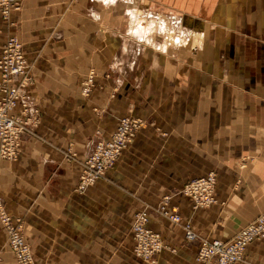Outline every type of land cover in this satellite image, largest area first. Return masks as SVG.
I'll return each instance as SVG.
<instances>
[{"label": "crops", "instance_id": "obj_1", "mask_svg": "<svg viewBox=\"0 0 264 264\" xmlns=\"http://www.w3.org/2000/svg\"><path fill=\"white\" fill-rule=\"evenodd\" d=\"M18 2L9 21L0 15V54L8 36L20 39L39 121L21 136L15 158L0 157V202L23 221L36 264H148L132 252L131 220L164 194L160 179L216 173L217 201L209 208L172 198L205 238L229 240L264 211V0ZM160 17L203 26L202 57L196 52L181 64L160 58L159 46L142 47L135 38L148 43ZM142 18L146 25L132 27ZM90 68L97 84L83 97L80 83ZM132 106L153 124L102 178L76 193L78 162L92 150L96 131L108 136ZM162 116L174 117L166 142ZM163 147L174 148L172 168ZM68 148L75 162L65 159ZM182 162L194 164L183 175ZM150 226L165 244L155 264H198L197 242H186L180 226L154 212ZM0 264H16L1 224ZM236 264H264V238Z\"/></svg>", "mask_w": 264, "mask_h": 264}, {"label": "rangeland", "instance_id": "obj_2", "mask_svg": "<svg viewBox=\"0 0 264 264\" xmlns=\"http://www.w3.org/2000/svg\"><path fill=\"white\" fill-rule=\"evenodd\" d=\"M19 9H20V3L18 2V0H15L14 5L11 6V9L7 15L3 16L1 13V9H0L1 18L5 22H7L10 20L11 14L15 11H18ZM140 21H142V22H140ZM147 21H149V20H146V18H142L140 20L139 19L132 20V27L138 26L139 24L146 25ZM154 24H155V28L153 29V31H151V33L149 35L150 37H149L148 43L147 42L143 43L142 40H141L142 42L138 41L139 39L134 37L138 43L139 42L142 43V45H143L142 47L152 48L151 46L154 45L155 47L154 46L153 47L156 48L157 46H159L160 47V58H162V59L166 58V59H168V61H172V60L173 61H179V63H181V64H187L186 59L190 55L194 56V54L196 52L199 54V57H202V54L204 53V46L206 44L205 43V39H206L205 36L206 35L204 32L203 26H201L200 29L198 26L197 30H195L193 27V24H194L193 20H190L188 18H166V17H160V24L158 23L157 20L155 21ZM14 36H16V35H14ZM6 39H5V41H6ZM135 40L133 39V41H135ZM19 41H20V39H19ZM21 45H22V43H21ZM22 49H23V46H22ZM27 66H28L29 75H30L31 81H32V83L29 86V88H30L34 84V78L32 76V72H31L32 68L30 67L28 62H27ZM160 68H162V67H160ZM165 68L166 69L168 68L167 64H166ZM102 75L104 77L109 76L108 73H102ZM97 76H98V73L94 68H90L86 72V74L83 77V80L80 83V94L83 97L89 96V94L92 92L93 88L97 84L96 83ZM165 101L168 102L170 100L166 99ZM162 117L164 118V120H162V122H163L165 129L163 127H161L162 125L160 126V139L162 141L166 142V140H168L169 138H172V136H173L174 130L172 128V124L174 123V121L171 122V119L169 120V117H172V116H162ZM172 120H174V117H172ZM175 122H176V120H175ZM152 124H153L152 121H149L148 119L143 118L140 114L137 113L136 110H134V108L132 106L126 111L125 114H123L117 118L113 130L109 133L108 136L103 137L100 134V131H96V133H95L96 140L94 141V146H93L92 150L84 158H82L78 162V164L80 166V173H79L78 181H77V184L75 187V192L78 194H84L90 186H92L97 180L102 178L108 170L112 169L116 165V163L120 159L121 155L128 149V147L131 145L133 140L142 132V130L144 128H146L148 125H152ZM121 128L122 129L124 128V133H122V131H120ZM171 128L173 131H171ZM99 143L103 146V148L105 150L108 149L109 151H113L112 158L107 163L104 162L105 158L108 159L111 156L105 155V152L102 153V156H100V158L97 159V161L95 158H93L94 155H96L95 153L97 152L96 151V145H98ZM164 149H166V152L162 155V159H164V162H165L166 158L169 159V162H166L164 164H165L166 168H168L169 166H171V168H172L173 164L171 162V157H172L171 153H172V150L174 148L167 147ZM180 149L182 152L183 151L187 152L189 148L188 147H181ZM167 151H169V153ZM64 157L69 162H75L77 160L76 154L70 148H68L64 152ZM181 157H183V155H181ZM98 162H101V164L103 165V167L101 168L100 171H98L96 169ZM193 165L194 164L182 162L180 164L181 175L186 174V172H188L190 169L193 168ZM209 175H213L215 178V182H214L213 189H212L213 201L207 205L195 206L194 200L192 199L191 194L189 195L186 190H188V187H189L192 180L198 179V178H204V177H207ZM216 182H217L216 173L213 171L207 172L201 176H197L194 178L188 177V178H182L179 180L178 179H167V178L166 179H160V189L165 191L164 194H162L160 196V199L158 200V202L154 206L150 205V204H146L143 207H140L134 213L133 218L131 220V229L130 230H131L132 242H133L132 252H133L135 258H137L139 261H142V262H145L148 264H155L157 255L165 248L163 238H162L161 234H159L157 232L160 236V251L157 252L156 254L152 255L151 258H149L147 260L140 258L135 254V251H134L135 239H134L133 230H132V222L135 218V215L138 212H140L142 210H146L147 214L149 216V221H148V225H147L148 228L153 230V228L150 226V216H151V213H153V212L156 213L157 215H159L160 217L164 218L165 220H167L169 222V224H171L173 226H180L181 230L183 232L184 240L186 242H194V241L197 242L196 262L198 264H213L215 262V260H213V258H211L208 262L199 259V248L201 246V243L203 241H207V242H212V241L229 242L243 227L241 229H239L234 234V236H232L229 240H226V241L218 240L215 238L209 239V238L202 237L199 234H197V232H195V230L192 228L191 224L188 221L183 220V218H182V216L178 210V207L176 205L172 204V198H173L174 193H176V194H179L181 197L189 200L190 204L192 206V209H194V210L209 208L210 206L215 204L217 201L216 197H215ZM263 212H261L260 214H262ZM171 213H176L179 216V220L176 222L171 221L169 219V214H171ZM259 215H257L254 219H256ZM8 216L12 220H15L16 223H18L20 230H21V233H22V236H23V239H24V242L28 246V248L31 252L32 263L36 264L34 257H33V254H32L31 246L25 240L23 221L20 219H13L9 214H8ZM253 220H251V221H253ZM248 224H246V225H248ZM186 227H189L192 230V232L195 234L194 239L189 240L185 237ZM153 231H155V230H153ZM263 238L264 237L254 239L253 241L249 242L246 245V247L250 243H252L256 240H259V239H263ZM6 241H7V235H6ZM7 245H8V247H9V249H10V251L14 257L15 263L17 264L15 256L13 254L11 247L9 246L8 241H7ZM246 247H245V249H246ZM245 249L242 253V256L238 260H236L233 264H236L242 260Z\"/></svg>", "mask_w": 264, "mask_h": 264}, {"label": "built area", "instance_id": "obj_3", "mask_svg": "<svg viewBox=\"0 0 264 264\" xmlns=\"http://www.w3.org/2000/svg\"><path fill=\"white\" fill-rule=\"evenodd\" d=\"M15 0H0V9L3 16L7 15ZM32 83L27 61L19 39L11 35L4 42L0 54V157L15 158L18 153L21 135L28 132L39 121V108L29 96V86ZM126 129V128H125ZM124 133V128L120 129ZM96 155L99 159L102 153L111 156L105 158L108 162L113 151L105 150L99 143L96 145ZM94 162V161H93ZM103 165L97 163L96 169L101 170ZM215 182L213 175L191 181L187 193L192 196L195 206L207 205L213 201L212 189ZM173 222L179 220L176 213L169 214ZM149 216L146 210L135 215L132 230L135 239V254L143 259H149L160 251V236L148 228ZM0 224L4 227L7 241L15 256L17 264H33L32 255L25 244L20 227L3 209L0 202ZM185 237L189 240L195 234L186 227ZM264 237V212L248 225L243 227L229 242L203 241L199 248V259L213 264H233L238 260L246 245L256 238Z\"/></svg>", "mask_w": 264, "mask_h": 264}]
</instances>
